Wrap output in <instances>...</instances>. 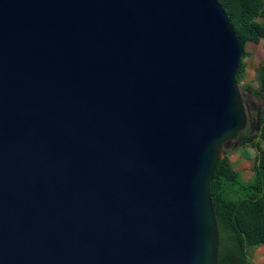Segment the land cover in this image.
<instances>
[{
    "label": "water",
    "instance_id": "water-1",
    "mask_svg": "<svg viewBox=\"0 0 264 264\" xmlns=\"http://www.w3.org/2000/svg\"><path fill=\"white\" fill-rule=\"evenodd\" d=\"M243 52L218 0H0V264H217Z\"/></svg>",
    "mask_w": 264,
    "mask_h": 264
},
{
    "label": "trees",
    "instance_id": "trees-1",
    "mask_svg": "<svg viewBox=\"0 0 264 264\" xmlns=\"http://www.w3.org/2000/svg\"><path fill=\"white\" fill-rule=\"evenodd\" d=\"M218 1L244 46L236 75L241 82L247 68V43L262 42L264 50V0ZM258 83L255 93L264 97V58ZM259 126L255 134L240 133L241 145L251 144L258 150L253 177L245 181L224 155L210 183L220 236L217 264H253L250 247L264 245V109Z\"/></svg>",
    "mask_w": 264,
    "mask_h": 264
},
{
    "label": "rangeland",
    "instance_id": "rangeland-1",
    "mask_svg": "<svg viewBox=\"0 0 264 264\" xmlns=\"http://www.w3.org/2000/svg\"><path fill=\"white\" fill-rule=\"evenodd\" d=\"M245 50L248 52L245 58L247 61L246 74L243 80L238 82L242 102L248 115L247 125L242 131L255 134L259 132L257 126L262 120L264 109V97L255 93L259 85L258 75L264 58L263 43L248 42ZM240 133L223 143L221 156L228 155L234 168L241 172L245 181H248L254 174L258 150L251 144L241 145ZM256 141H259V138ZM250 251L253 264H264V246L259 248L252 246Z\"/></svg>",
    "mask_w": 264,
    "mask_h": 264
},
{
    "label": "crops",
    "instance_id": "crops-1",
    "mask_svg": "<svg viewBox=\"0 0 264 264\" xmlns=\"http://www.w3.org/2000/svg\"><path fill=\"white\" fill-rule=\"evenodd\" d=\"M240 174H241V172H239ZM241 177H242V174H241ZM243 178V177H242ZM244 179V178H243ZM262 246H264V245H262ZM259 247H261V246H259ZM259 247H257V248H259Z\"/></svg>",
    "mask_w": 264,
    "mask_h": 264
}]
</instances>
